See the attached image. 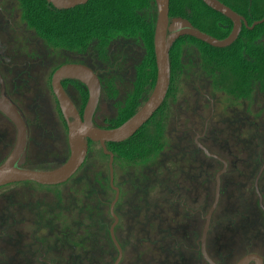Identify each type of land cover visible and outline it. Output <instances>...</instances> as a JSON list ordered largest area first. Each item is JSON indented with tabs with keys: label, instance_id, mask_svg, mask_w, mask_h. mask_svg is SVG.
<instances>
[{
	"label": "flooded vegetation",
	"instance_id": "af4514ba",
	"mask_svg": "<svg viewBox=\"0 0 264 264\" xmlns=\"http://www.w3.org/2000/svg\"><path fill=\"white\" fill-rule=\"evenodd\" d=\"M19 20L15 1L0 0V95L4 92L24 113L29 125L28 149L34 125L39 132L36 139L41 148L44 149L46 139L54 142L60 138L69 151L67 120L52 90V75L64 64H84L99 78L100 94L92 117L94 126L109 129L129 118L114 126L109 123L111 118L119 116V109L126 106V90L123 92L126 100H122L121 105L115 104L121 79L124 85H130L129 92L134 89V66L114 68L113 74L119 72L118 78L104 64L88 65L72 58L73 53L69 51L47 50V55L56 54L50 61L41 50L31 48L36 47V40L25 44L17 38V32H21L25 40L27 34H32L26 24L17 25ZM242 28L251 30L254 27L243 24ZM201 64L202 86L199 80L196 84L201 105L191 114L174 113L169 101L170 81L162 103L138 129H151L155 136L168 139L175 130L179 138L192 135L189 144L179 150L191 160L183 169L182 193L179 180L166 188L161 182L156 191L161 189L165 193L160 197L155 193L152 198L146 191L141 193L140 182L126 177L116 182L114 162H118L115 152L108 148L111 141L106 142V149L114 155L112 184L108 164L106 180L104 174L85 175L84 170L94 169L91 165L86 168L91 145H98L102 151L98 142L88 140L87 156L68 179L72 186L64 200L59 195L51 198L30 185H23L29 181L0 186H11L7 202L0 208V264H209L202 254L201 236L204 216L214 199L217 175L218 200L205 243L208 255L216 264H236L247 255L253 256L247 264H264V84L254 83L251 75L241 83L236 77L234 81H224L221 66L211 71V65L203 60ZM36 70L41 74L38 81ZM60 82L81 116L88 96L86 85L73 77H63ZM217 91L229 96L227 104L222 105L217 99ZM103 96L109 108L114 102L116 115L103 116L99 123L97 110ZM197 109L200 114H196ZM180 119L184 127L178 126ZM9 126L15 130L13 123L0 112V145L9 133ZM45 146L51 147L47 143ZM172 146L178 149L181 145ZM104 155L109 160V155ZM124 161L128 160L122 158L120 166L127 176ZM25 163L23 167L30 168ZM130 187L137 190L128 195ZM115 188L118 198L113 213L117 220L113 225L115 220L110 206ZM163 200L171 204L167 203L166 216L158 220L154 206Z\"/></svg>",
	"mask_w": 264,
	"mask_h": 264
},
{
	"label": "trees",
	"instance_id": "16d2710c",
	"mask_svg": "<svg viewBox=\"0 0 264 264\" xmlns=\"http://www.w3.org/2000/svg\"><path fill=\"white\" fill-rule=\"evenodd\" d=\"M14 1L21 22L50 50L72 52V58L95 67H99V63L104 64L118 78L119 72L113 74L114 68L131 62L127 66L135 68L134 89L127 95L126 106L119 109V116L111 118L109 123L111 126L117 125L136 111L153 87L156 77L153 51L156 19L154 0H88L70 9H57L47 0ZM220 1L244 16L249 24L264 16V0ZM169 16L183 17L217 38L225 37L231 28V21L226 16L208 7L202 0H169ZM189 41L197 44L200 59L211 65V71L218 66L224 69V81H234L236 77L241 83L251 75L254 83L264 84V21L251 30L242 28L239 37L222 48L189 35L180 36L169 52L170 88L178 72L176 48ZM246 50H249L248 54ZM140 52L141 56L134 57ZM150 131L141 128L127 140L108 143V148L115 152V160L121 162L125 158L128 162H138L163 152L164 138ZM182 149L180 147L174 153H169L170 156H178V161L159 163L156 170L151 172V178L145 181L155 188L163 182L166 188V185L171 187V183L175 184L179 180V191L182 193L183 169L191 161L189 156L179 151ZM164 163L168 165L164 167ZM160 172L161 176L158 175ZM158 190L156 194L159 197L165 193ZM174 190L177 192V187ZM167 203L171 204V201L155 203L154 211L158 220L166 216ZM153 225L156 226L155 223ZM157 225L160 226V223Z\"/></svg>",
	"mask_w": 264,
	"mask_h": 264
},
{
	"label": "water",
	"instance_id": "95a60500",
	"mask_svg": "<svg viewBox=\"0 0 264 264\" xmlns=\"http://www.w3.org/2000/svg\"><path fill=\"white\" fill-rule=\"evenodd\" d=\"M57 9H68L76 5L84 4L88 0H47ZM156 5V19L153 35V51L156 66V77L153 89L143 103L128 119L116 127L109 129L94 126L92 117L96 109L99 94L100 81L97 74L89 67L80 63L64 64L52 75V90L57 98L61 112L67 120V141L69 146L68 158L59 166L52 169L40 170L23 167L26 162L29 142V125L22 110L8 97L0 95V112L4 114L15 126V140L11 150L0 163V186L13 182L35 181L44 185L59 184L67 181L84 162L88 151V140L98 142L104 154L109 155V177L113 181V158L111 151L106 149V142H120L132 136L158 109L162 103L170 84V60L169 52L173 43L184 35L195 37L214 47H226L238 37L241 26L248 28L264 21V16L254 20L250 25L238 12L220 0H202L208 7L226 16L232 23L227 36L216 38L196 26L183 17L169 16V0H154ZM73 77L83 82L88 91L87 100L80 116L61 85V78ZM69 117L72 118L69 120ZM199 147L202 145L198 143ZM216 190L214 199L206 212L205 223L202 229V254L209 264H216L206 251V236L211 215L218 200V175L216 177ZM115 197L111 202V214L115 224L117 218L113 213V205L118 198V189L115 188ZM111 235L114 238L111 229ZM253 258L247 255L236 264H247Z\"/></svg>",
	"mask_w": 264,
	"mask_h": 264
},
{
	"label": "rangeland",
	"instance_id": "374dc122",
	"mask_svg": "<svg viewBox=\"0 0 264 264\" xmlns=\"http://www.w3.org/2000/svg\"><path fill=\"white\" fill-rule=\"evenodd\" d=\"M18 26H21V21L17 22ZM21 29V28H20ZM27 34V33H26ZM19 39H22V41L26 44L27 41L30 40H36V47H31L33 50H41V53L46 54V58L51 61V59L54 58V55H47V50H50L48 47H46L40 40L37 39L36 36L30 33L27 34V38H23V34L20 32L16 34ZM176 51L179 52L178 56H176V65L178 67V72H176L175 79L173 81L172 86V94L170 97V102L172 103V108L174 113H179V116H182V111L191 114L192 110L195 109L198 105H201L200 98H198V90L196 84L198 83L197 80H199V83L202 86V60L200 59L201 54L199 51V47L194 42H184L178 45L176 48ZM177 52V53H178ZM42 55V54H41ZM134 57L141 56V52L139 54H134ZM127 64H131V62L125 63V66ZM37 76L36 80L38 81L41 77V74L39 70H36ZM123 78V77H122ZM121 85L120 88L117 89V92L115 94L116 102L115 104L121 105L122 100H126L124 93L125 90L127 93H129V90H131V87L129 84L124 85V79H121ZM35 89V86L32 87V90ZM123 89V90H122ZM33 92V91H32ZM126 93V92H125ZM218 100L222 102V105H225L229 102V96L225 93H221L220 91H217ZM114 105V102H112ZM120 103V104H118ZM111 105L109 108V105H107L106 102H104V96L103 100L101 99L98 110H97V118L99 123H102L101 119L103 116L106 117H113L116 115V110L114 109V106ZM28 110V109H27ZM196 114H200V110L197 109ZM43 116V115H41ZM101 118V119H100ZM201 121L197 122L200 124ZM177 125V124H176ZM172 126V125H170ZM179 127H184L185 125L182 124L181 119L178 122ZM199 127V125H197ZM9 133L5 137L4 143L0 145V160H2L11 150L12 145L15 140V130L13 129V126H9ZM31 140L29 143V149H28V157L27 161L25 163V166L40 170H47L52 169L54 167L59 166L62 164L69 155V151L67 146L62 143L59 139L54 140V142L49 141L48 139L45 140V143L50 144L51 147L45 146L44 143V149L41 148L40 145H38V141L36 139V135H38V130L36 126L31 127ZM171 129V128H170ZM173 129V128H172ZM173 135L169 139L165 137L163 140L164 144V151L157 153L156 155H152L148 158H144L142 160H139L138 162H128L124 161V169H127V176L124 175V172L121 171L120 162L118 163L114 162V174L116 176V182H121L123 178H128L132 180L133 182H140V189L141 193L144 191L148 192L150 194V198L154 197L155 193H157L156 188L152 187L150 184L149 187H147L145 184L148 183L147 179H150L152 174L151 172H154L156 170V166L159 163H163L164 161L167 163H172L174 160L178 161V156H170L172 152L174 153L175 150L172 145H178L180 147H186V145L189 144L190 140H192V135L186 134L185 138H179L178 132L175 130ZM173 142V143H172ZM166 159V160H165ZM87 165L86 168H89V165L93 166L94 169L87 171L84 170L85 175L89 173H92L93 175H102L104 174L105 180L108 178V158L102 153L101 149L98 145L94 144L91 145L89 156L87 158ZM167 163H164V167L168 165ZM178 163V162H177ZM183 163V162H181ZM172 165V164H171ZM173 165H176L173 164ZM170 166V165H169ZM85 169V167H84ZM158 171V170H157ZM123 172V173H122ZM160 172L158 175L161 176ZM139 174V176H138ZM138 176V177H137ZM93 177V176H91ZM102 178V176H100ZM137 178V179H136ZM77 179V176L74 178ZM23 185H30L33 189L42 191L45 195L49 197H53V195H59V197H62V200H64V195L67 194V190H69L72 186V181L68 180L63 183L59 184H53V185H44L40 183H35L33 181L24 182ZM11 186H5L0 188V208L7 202V197L11 194L10 191ZM86 187V186H85ZM144 188V189H143ZM134 190H137L136 188L132 189L129 188L127 194L134 193ZM140 191V190H138ZM20 193V192H17ZM32 193V192H30ZM24 194V193H23ZM52 195V196H51ZM113 194L111 192V198ZM84 199V198H83ZM211 203V200L209 204ZM208 204V206H209Z\"/></svg>",
	"mask_w": 264,
	"mask_h": 264
}]
</instances>
